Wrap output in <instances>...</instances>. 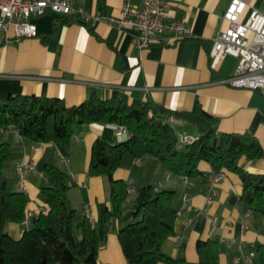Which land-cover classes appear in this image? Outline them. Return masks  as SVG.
Instances as JSON below:
<instances>
[{"label": "crops", "instance_id": "crops-1", "mask_svg": "<svg viewBox=\"0 0 264 264\" xmlns=\"http://www.w3.org/2000/svg\"><path fill=\"white\" fill-rule=\"evenodd\" d=\"M246 7L245 21L252 10L264 14V0H242ZM230 0H167L166 22L183 19L191 29V37L175 38L163 31L159 41L144 50L133 44L131 29H118L106 21L87 20L74 16L46 13L32 17L37 36L15 40L11 30L0 34V102L8 96L34 95L61 98L66 105H77L91 91L100 98L125 94L130 100H149L169 110H191L195 103L218 119L219 133H249L264 150V89L236 88L223 81L232 77L238 62L226 56L213 67L209 51L212 39L225 28L223 13ZM138 3L136 2V5ZM122 0H74L73 7H82L103 19H117ZM180 128L188 124L175 119ZM175 128V127H174ZM71 142L44 143L38 150L13 130H0V141L11 144V153L0 170V179L9 181L18 190L17 163H32L24 184L29 198L27 212L37 214L47 206L40 195L45 185L44 164L60 166L69 178L68 206L75 211L73 233L82 238L81 225L88 219L99 239L97 264H127L116 237L119 227L127 221L105 218L110 208L107 185L102 177L89 173L90 150L97 138L109 144L119 143L110 125L97 123L76 125ZM176 130V129H175ZM189 134L191 132L177 131ZM240 166L250 173L264 174V156L249 161L241 158ZM135 176L130 170L118 169L116 179L130 181L135 188L155 181L156 185L178 189L187 194L189 208L175 222V235L163 244V252L183 257L186 264H199L198 240L212 239L219 246L220 264H261L255 245L264 248V218L240 201L238 177L225 172L215 186L212 203L206 205L205 193L211 169L206 163L199 168L207 175L200 179L181 181L153 165L147 158L137 160ZM187 192V193H186ZM216 226L210 233V217ZM11 237L21 236L24 225L6 223L3 227ZM178 238V239H177ZM253 252L250 260L247 254Z\"/></svg>", "mask_w": 264, "mask_h": 264}, {"label": "trees", "instance_id": "trees-1", "mask_svg": "<svg viewBox=\"0 0 264 264\" xmlns=\"http://www.w3.org/2000/svg\"><path fill=\"white\" fill-rule=\"evenodd\" d=\"M169 117L194 127L198 133L195 141L178 144L175 128L166 122ZM90 123L120 124L130 133L128 139L115 144L97 138L89 160V173L102 177L107 185L110 208L105 207L104 217L127 221L116 231L127 264H186L183 257H172L162 249L164 242L175 235L183 192L150 181L134 187L127 200L128 182L114 177L118 169L130 170L135 176L137 160L147 158L169 175L200 179L203 184L207 175L200 170L201 163L209 165L211 173H232L241 184L240 201L264 218V174L250 173L239 164L241 158H262L264 150L249 133H219L218 119L199 103L191 110L176 111L149 100H130L125 94L100 98L94 91L71 106L61 98L34 95L8 96L0 102V130H13L33 144L68 145L74 127ZM10 153L11 144L0 141V170ZM42 175L45 185L40 187V195L47 210L32 214L17 239L3 227L6 223L23 224L29 198L6 179H0V264H97L99 239L88 219L81 225L82 238L75 239V211L68 206L66 172L47 163ZM253 249L264 264V248L255 245ZM196 253L199 264H220L218 243L210 238L197 241Z\"/></svg>", "mask_w": 264, "mask_h": 264}, {"label": "built area", "instance_id": "built-area-1", "mask_svg": "<svg viewBox=\"0 0 264 264\" xmlns=\"http://www.w3.org/2000/svg\"><path fill=\"white\" fill-rule=\"evenodd\" d=\"M74 0H0V34L11 29L15 40L37 36V30L30 22L32 17L53 13L61 16H74L81 21L92 20L93 23L106 21L118 29H131L134 32L133 44L136 49L144 50L156 44L163 31L170 32L175 38L187 39L191 37V29L183 20L166 22L168 15L167 0H122L120 14L117 19H103L99 15L90 13L82 7H73ZM136 2L138 3L136 5ZM245 3L242 0H230L224 13L225 28L219 30L212 39L209 56L211 66L226 56L238 58V62L232 77L223 81L236 88L250 90L264 89V14L252 10L245 21L241 17L245 11ZM0 37V44H1ZM175 118L169 117L166 122L172 123ZM114 134L120 139H128L130 133L125 126L110 125ZM195 137L177 133L178 144H190ZM44 143H36L31 148L36 151ZM51 144V143H50ZM18 188L26 192L24 178L26 173L33 171L32 163H17L15 167ZM224 173H211L205 193L206 205L212 203V194L215 186L222 180ZM168 178V174L166 175ZM187 182L185 177L180 178ZM127 200L134 193V186L127 181ZM161 187V184L159 185ZM189 208L187 194L182 195L181 205L176 213V220L181 213ZM44 212V211H41ZM32 213L28 212L23 225L27 226ZM211 233L216 226V218L210 217ZM178 239V238H177ZM253 256V252L247 254V259ZM238 257L232 264H236Z\"/></svg>", "mask_w": 264, "mask_h": 264}, {"label": "rangeland", "instance_id": "rangeland-1", "mask_svg": "<svg viewBox=\"0 0 264 264\" xmlns=\"http://www.w3.org/2000/svg\"><path fill=\"white\" fill-rule=\"evenodd\" d=\"M9 30H11V29H9ZM174 127H175V129L177 131H181V132L182 131L191 132L195 136L198 134L197 131H196V129L194 127L190 126V125H189V127H186L185 129H182V128H180V125L179 124L175 123L174 124Z\"/></svg>", "mask_w": 264, "mask_h": 264}]
</instances>
